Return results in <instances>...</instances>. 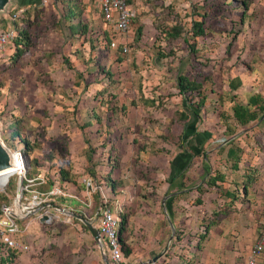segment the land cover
Returning a JSON list of instances; mask_svg holds the SVG:
<instances>
[{
  "label": "rangeland",
  "instance_id": "obj_1",
  "mask_svg": "<svg viewBox=\"0 0 264 264\" xmlns=\"http://www.w3.org/2000/svg\"><path fill=\"white\" fill-rule=\"evenodd\" d=\"M237 2V0H129L128 3L134 11V17L130 23L129 31L122 35V38L114 35L116 45H124L126 48L125 52H119L112 47L106 50L100 46L104 43L102 32L111 33L110 28L101 22L96 0H62V2L53 0L52 5L56 13L59 14L60 9L63 12L69 11L78 19V22L88 27L91 44L87 43L86 48L89 50V45H91L94 59L92 60L93 67L88 71L90 74L86 76L85 73V77L90 79L93 76L96 82L99 81L101 83L90 87L88 94L85 93V96L82 93L77 96L70 85L74 77L73 70L67 71L66 67L63 68L61 66L59 71L53 68L49 69V71L46 69L48 72H45V75L49 77L45 78V80H42V72L44 70L37 73L42 82L50 81L54 77L63 80L65 85H67L68 81L69 86H65L64 91L68 93L69 98H62L63 100L60 98V104L65 103L64 106H70L74 103V106L82 108L88 115L80 117L76 114L75 117L74 113L69 112L72 111L71 109L64 113L60 108L59 110L55 109V107L50 108L58 100L46 97L51 88L44 89L38 84L35 89L32 84L30 85L32 90L35 89L33 91L34 94H31L33 100H25L24 104L26 107L28 104L36 106V115H32V125L35 123L40 124L43 121L45 124H42V126H46V129L39 127L38 130L41 131L29 133V139L35 140L39 148L40 146L46 150L47 147L52 150L55 148L57 154L61 153V157L64 158L63 162L57 160V162L51 164L47 161L43 163L33 162L36 159H33L34 155L30 150L25 158L31 166L29 169L30 175L34 174L38 169H44L48 175H51L54 170H57V167L65 169L68 165L71 167V172H75L74 168L78 167L83 170L85 166H83L82 158L80 155L77 156V152H82L83 149L86 150V154L88 153L95 158L98 165L102 166L109 165L112 160L118 161L117 146L128 147V143L134 142L137 150H140V146L144 148L154 145L164 149V146L158 143L155 137L157 130L162 129L165 125L162 114L180 105L181 97L177 95L174 84L175 76L178 74L184 75L190 80L201 76L207 95L205 103L208 104V110L213 114L229 112L231 106L227 102L229 98L226 96L223 101H220L216 93H220V89L224 87L223 83L230 76L240 73L242 78L248 83L260 82V80L264 79V0L253 1L243 18L241 15L242 8ZM42 4L43 2L41 1L38 5L39 10ZM18 8L24 9L16 1L9 0L6 10L0 13V28L4 29L10 26L12 22L7 19V15H10ZM32 9L29 8V19L30 21H35L38 16H33L34 10ZM249 11H252L253 17L248 14ZM21 14L23 15L24 11ZM192 22L201 25L203 30L201 34H195V32L191 31ZM168 29L178 31L177 37L168 38L165 36L164 32ZM8 47L0 54V72L8 69L11 64L10 50L12 52L13 47ZM115 55L121 60H117ZM97 64L102 66L103 69L110 71L109 83L99 74L101 73L100 71H96ZM65 66L68 67V64L66 63ZM100 86H103L104 90L97 92ZM209 88L213 90L212 94L209 92ZM223 91L225 90H221V92ZM108 93H112L115 98H110L111 96L109 97ZM196 97L193 94L191 100L196 101ZM34 98L39 99L34 100ZM1 108L3 109V106ZM42 108L45 110H42ZM54 109L55 111H53ZM91 109L93 114H90L89 110ZM38 112H40L39 115ZM9 118L10 115L3 119L0 117V137L3 138V133L7 135L6 138L9 137V139L4 141L5 146L7 149H12L13 143L8 135L9 130L7 131L5 128ZM87 118L91 124L81 128V126L85 125H82V123ZM74 121L80 125V131L72 126ZM262 127L261 125L256 128L253 125L243 131L245 135L235 139V144L242 145L244 160L249 158V161L253 162L252 165L243 164L242 159L241 169L250 166L254 169V172L247 175L246 180L251 178L257 181L264 175V158L262 155L264 133L261 130ZM75 133L78 134L75 135ZM82 137H85L88 142H84ZM63 141H67L68 144L65 145ZM83 154L84 152L81 155ZM135 173L138 174L137 172ZM139 174L140 176L144 175L142 172ZM134 178H131L134 183V192L131 189L130 194L128 192V197L130 195L131 199V196L135 193L137 199L139 196L145 198V194L151 193L150 187H154L152 184L154 182L150 180L149 184L146 179L143 181L140 178L142 181L135 186L136 180ZM9 179L10 184L8 183L5 189L6 196L4 195L5 198L7 197L6 200H12L16 188V177L11 176ZM47 187V185L42 186L41 190ZM103 187L107 191V187L104 185ZM255 189L257 190L256 186ZM109 192L108 189L106 193ZM242 196L243 194L239 192V197ZM24 197H28V194L24 193ZM57 198L54 197L53 201H60ZM191 198L189 196L188 199L186 198L187 204H182L184 211L180 213V217L178 216L179 220L185 217L187 211L195 213V208L190 207L191 202L189 201ZM207 198L204 199L201 205V214L202 212L204 213L201 217L202 222H199L200 224H198L196 229L197 237L204 228V224L208 225L205 233L206 237L208 234L210 236L212 232H209L210 224L211 226L217 224L219 229H222V222L226 224L228 222L236 223L237 221L242 223L250 219V224L255 222L257 228L261 227V220L264 217V208L262 207L264 202L262 199H252L253 201L250 205L251 213L246 214L244 211H240L238 213L242 216L238 217V215L226 213L223 207H218L216 197H209L210 200ZM61 200V202H65L63 204L73 203L67 197ZM249 200L247 199L248 202ZM127 204L128 208H130L133 203L129 204L128 202ZM115 205L117 204L115 203ZM58 207L62 208L59 205ZM238 209H241V207L238 206ZM66 210L74 211V209L64 208V211ZM64 211L50 210L52 215L50 221H39L36 217L38 216L37 214L24 218L21 222L19 221L20 232L18 237L21 248L16 251L11 262L6 264H45L42 258L43 254L46 255L48 253L49 257L51 255L54 256L55 252L49 248V243H51L53 236L61 242L62 236L69 239L71 236L76 235L74 230L71 229L73 226L71 222L79 223L85 227L81 221ZM136 216L138 217L139 213ZM146 216L147 218H152L149 212H145L143 218H146ZM82 218L90 223L95 222L94 217L91 215ZM53 223H59V225L55 227V224L52 226ZM243 224L245 225V223ZM247 225L243 226L242 229H238V232H235L237 229L232 228V231H229L231 234L228 233L227 235L226 248L230 247L232 253L235 252L232 254V260H221L222 255L220 256V254H225L227 251L222 252L220 244H218L216 247L219 249L220 259H207L208 261L202 264H237L240 262L243 264L245 249L240 247L241 242L244 241V245L248 243L246 242L248 238L245 231L250 225L248 227ZM84 227H82L83 230L88 233L89 231ZM139 230L133 229L137 234H126L127 240L129 239L131 242L136 243L137 246L140 243H145L150 238L148 233L143 232L142 234ZM221 231H224V229ZM78 232L80 231L77 230ZM217 234L218 232H213L211 237ZM85 235L87 234L85 233ZM192 235L188 233L180 244L189 253L188 259L193 258L192 254H194L196 249L195 240L190 239ZM81 243L88 252L93 250L96 253L99 252L95 243L93 244L95 248L93 245L91 247L89 243L82 241ZM19 254H22V256L18 257ZM125 256L122 253V259ZM157 259L153 263L157 264ZM102 261H100L101 264H112L109 259H102ZM48 263L55 264L56 261L52 262L50 260ZM256 264H264V250Z\"/></svg>",
  "mask_w": 264,
  "mask_h": 264
},
{
  "label": "crops",
  "instance_id": "obj_2",
  "mask_svg": "<svg viewBox=\"0 0 264 264\" xmlns=\"http://www.w3.org/2000/svg\"><path fill=\"white\" fill-rule=\"evenodd\" d=\"M14 1L18 5H21V7L28 8V10L29 8H33L32 10L38 8L41 1L43 4L40 7L39 13L35 16L38 17L28 27L30 40L28 48L11 61L8 69L0 72V108L3 106V109H5H0V117L3 119L10 115L5 128L8 131L10 125L20 129L30 146L27 152L32 151L34 155L33 159H36L35 162L43 163L47 161L50 164L57 162V160L63 162L64 158L61 157L62 154H57L55 148L53 150L49 149L50 147H47V150L42 149L41 146L39 148L35 140L29 139V133L41 131L38 130L39 127L45 130L46 126H42V124H45L43 121L40 124L35 123L32 125V115H36V106L28 104L26 107L24 101L33 100L31 94H34L33 91L40 84L44 89L51 88L46 97L58 99L50 108L55 107L57 110L60 108L64 113L71 109L72 111L69 112L74 113L75 117L76 114L80 117L88 115L82 108L74 106V103L70 106H64L65 103L60 104V98L61 100L65 97L66 99L69 98L68 93L64 91V87L69 86L68 81L67 85H65L63 80L54 77L50 81L42 82L37 73L44 70L42 72V80H45V78L49 77L45 75V72H48L49 69L53 68L59 71L60 66L66 67L67 71H74L72 84L70 83L74 89V93L77 96H80V93L84 94V96L85 93L88 94L87 92L90 87L101 83L99 81L96 82L93 76L90 79L85 77V73L86 76H89L90 73L88 71L93 67L92 60L94 59L91 45H89V50L86 48L87 43L91 44L89 29L83 23L78 22V19L72 13H69V11L63 12L60 9V13H56L52 5L53 0ZM237 1L239 2L240 0ZM253 1L255 0H247V8L241 7L242 18L246 11L249 10ZM58 2H62V0H58ZM248 14L252 15V17L254 15L252 11H249ZM104 33L106 37L104 38V43L100 46L109 50L110 48L105 43L106 40L108 41L107 33L105 31ZM10 53L11 59L13 54L11 50ZM115 56L117 60H121L117 55ZM66 63L68 67L65 66ZM96 71H100L101 73L99 74L108 82L109 76L106 73L109 74L110 71L103 69L98 64L96 65ZM82 77L85 79L81 80ZM192 79L198 83L199 92L203 96V103L201 106H197L198 96L196 97V101L190 99L187 102L177 93L181 97L180 105L162 114L165 125L156 132L155 138L158 143L164 146V149L155 145L144 148L139 145L140 150H137L134 142L128 143L127 148L117 146L118 161L116 160V166L113 168H110L109 165H98L95 158L91 155L89 156L90 165H88L86 150L83 149L82 152H77V156L80 155L82 158L83 166L90 168L93 172L92 176L96 181L106 186L107 190L109 189L110 192L107 193L109 197L108 203L111 206L114 203L118 204L126 218L120 237L129 252L120 262L112 264H146L145 262L148 259L162 251L168 240L167 248L164 254L157 259V264H202L208 261L207 259L219 260L221 255V260L230 261L233 259L232 254L235 252L232 253L230 247L226 248V238L228 233H230L229 231L235 228L237 229L235 232H238V229H242L246 224H248L247 227L250 225L247 231H245L248 238L246 242L248 243L244 245V241L241 242L240 248L245 249L244 255H246L248 248L258 233L259 228L256 227L257 224L255 222H251L250 224V219L242 223L238 221L236 223L228 222V224L222 222L223 225L221 227L224 231H221L222 229H219L217 224L215 226H211L210 224L209 232L212 231L211 235L213 232H218V234L213 237L208 234L207 237L202 238L204 240L198 239L196 229L198 224H200L199 222H202L201 217L204 212L201 214L200 210L204 199L207 197L208 200H210L209 197H216L218 207H223L226 213L238 215V217L242 216L238 213L240 211H244L246 214L251 213L250 205L253 201L252 199H262L264 202V175L262 178L257 179V181L249 178L245 190L242 191V181L247 178L248 174L254 172L252 166L241 169L242 159L243 164L252 165L253 162L249 161V158H245L244 160L242 145L235 144V139L245 135L243 131H246L253 125L256 128L262 125L261 130L264 133V79L260 80V82L248 83L242 78L240 73L230 76L223 83L224 89H220L221 94L216 93L220 101H223L226 96L229 98L227 101L231 104L229 112L217 114H213L207 108L208 104L205 103L207 95L203 87L204 81H202V77L198 76ZM188 80L190 79L188 78ZM31 84L35 88L34 90L31 89ZM80 84L81 86H79ZM102 90H104V87L100 86L97 92H102ZM221 90L225 91L221 92ZM209 92L212 94L213 90L209 88ZM254 94L258 96V103L262 104L263 110L259 111L258 108H254L253 111L256 112L257 118L249 120L246 123H240L234 118L232 108L235 105L246 106L249 97ZM110 98L114 99L115 96ZM37 99L39 98H34V100ZM42 110L45 109L42 108ZM89 111L90 114H93L92 109ZM40 112H38V115ZM180 113L184 114L185 118H178ZM90 124V120L87 118L82 123L83 126L81 128L87 127ZM72 126L80 131V125L76 121L72 122ZM77 134L75 133V135ZM82 140L86 143L88 142L85 137ZM63 142L65 145L68 144L67 141ZM124 148L127 150L125 151ZM83 152L84 154L81 155ZM262 155L264 158V149ZM85 168L83 170H81V167L80 169L79 167L74 168L76 171L71 172L70 165L65 169L57 167L58 171L60 169L67 170L69 175L74 177L75 183L63 178L60 179L61 188L64 189L66 195L62 197L55 196L60 201H53L54 205H59L63 209H74L73 213L79 214L82 217H87V215L92 216L93 211L97 208L95 206L96 201L98 202L96 194L91 196L85 194L81 183V178L86 173ZM140 172L144 175L140 176ZM132 177H135V186L140 184L138 182L142 181L141 179L143 181L147 178L149 181L152 180L154 187H151V193L145 194V198L139 196L140 198L138 197V199L136 194L133 193L130 199L128 192L130 194L131 189L133 190L134 188ZM210 178L213 184L208 185L206 182ZM199 185L202 188L201 190L197 188ZM147 190L150 191L148 188ZM239 192L243 194L242 197H239ZM93 196L94 198H92ZM189 196L192 197L189 201L191 202L190 207L195 208V213L187 211L185 217L179 220L180 213L184 211L182 204L186 203V198L188 199ZM64 197L72 200L73 203L68 202L67 204H63L65 202H61V199ZM127 197L128 199L126 200ZM247 199H250L249 202ZM128 202L129 204L133 203L130 208L127 206ZM238 206L241 209H238ZM262 207L264 208V205ZM145 212H149L152 218H147V216L143 218ZM137 213H139L138 217L136 216ZM71 223L74 226L71 229L74 230L76 235L71 236L69 239L62 236L61 242L53 236L51 243H49V248L55 252V255L49 257L47 251L46 255L42 253L44 263L49 264L50 260L52 262L55 260V264H101L100 261H102L103 257L100 252H98L99 254L94 250L88 252L81 245V241L89 243L90 246L95 243L90 232L87 233L83 230L79 223ZM54 224L56 225L55 227L59 225V223H53L52 226ZM133 229H136V231L140 229L139 232L142 234L143 232L148 233L150 238L145 243H140L137 246L136 243L126 238L127 233L137 234ZM77 230L80 232L77 233ZM188 233L193 234L190 239L195 240L196 247L191 259H188L189 253L187 250L180 246L181 241L187 237ZM218 244H220L221 251H227V253H221L219 256V249L216 247ZM87 253L88 255L86 256ZM21 256L22 254L18 255V257Z\"/></svg>",
  "mask_w": 264,
  "mask_h": 264
},
{
  "label": "built area",
  "instance_id": "obj_3",
  "mask_svg": "<svg viewBox=\"0 0 264 264\" xmlns=\"http://www.w3.org/2000/svg\"><path fill=\"white\" fill-rule=\"evenodd\" d=\"M96 2L101 22L110 28L111 34L105 31L107 33L108 46L116 49L118 45H116L114 35L122 38V35L129 31L134 11L127 0H96ZM23 10V8H18L10 15H7V19L12 23L8 28H0V54L6 48H9L8 46L13 47V39L16 37L13 22L17 20V25L24 27V24L19 22V17L22 16ZM120 48L121 52L126 51L124 45L120 46ZM6 137L7 135L3 133V138L0 137V141L4 143L6 139H9V137ZM11 142L13 143V148L8 149V151L11 156L10 165L13 166V170L8 172L5 182L0 184V193L5 195V189L11 176L16 177V188L12 200L0 204V257H9L10 252L15 254L16 251L20 250L21 245L18 237L20 232L19 221L33 214L38 215L39 221H41L42 215H47L48 219L46 221H50L52 218L50 210L58 211L50 206V204L54 205L53 198L66 195L60 185L58 170H54L51 175H48L46 170L38 169L34 174L30 175L29 169L31 167L25 159V150L21 140L18 136H14ZM107 159L109 160V158ZM48 181L50 184H47ZM81 183L86 195L96 194L98 196V206L92 213L95 222L91 224L97 231L99 242H94L105 259H109L111 263H118L122 260V251L117 234L119 214L122 213V209L118 204L115 205L114 203L111 206L108 203L109 197L104 190L103 184L97 182L92 175L84 174L81 178ZM46 185L48 186L46 189H40V187ZM24 193H27L28 197H24ZM15 197L18 198L17 204L14 203ZM200 232L198 237L204 233V228ZM263 250L264 219L254 241L248 248L243 264H256Z\"/></svg>",
  "mask_w": 264,
  "mask_h": 264
},
{
  "label": "trees",
  "instance_id": "obj_4",
  "mask_svg": "<svg viewBox=\"0 0 264 264\" xmlns=\"http://www.w3.org/2000/svg\"><path fill=\"white\" fill-rule=\"evenodd\" d=\"M127 1H129V0H127ZM238 3L240 4V6L242 8H244V9L247 8V0H240ZM23 11H24V14L23 15L21 14L22 16L19 17V22L23 23L24 27L18 26L17 25V23H18L17 20L13 22V24L15 25L16 37L13 39V52H12L13 54H12L11 61H13L19 55H21L28 48V46L30 44L29 35H28V27L31 24V22H33V20L30 21V19H29V14L30 13H29L28 8H24ZM38 13H39V9L38 8L34 9L33 16L35 17L36 14H38ZM191 31L195 32V34H201L203 30H202L201 25L199 23L192 22L191 23ZM164 34L168 38H175L178 35V31L168 29L167 31L164 32ZM103 37L104 38L106 37L104 31H103ZM184 40H186V39H184ZM105 43L108 46V41L107 40H106ZM118 47H120V45H118ZM115 51H119L120 52V48L115 49ZM106 74L109 76L108 78H110V75H109L110 73L109 74L106 73ZM174 84H175V88L177 90V93H179L184 98L185 101H187V102L190 101L191 96H193V92H195L194 95L198 96V101H197L198 104H197V106H201L202 105L203 96L200 94L198 83L195 82L194 79L188 80V78L186 76L178 74L177 76H175V83ZM108 94H109V96L113 97L112 93H108ZM257 98H258V96L256 94H254V95L249 97L246 106H241V105L233 106L232 111H233L234 118H236L240 123H246L249 120H255L257 117H256V112H254L253 109L254 108H258L259 111L263 110V106H262V104L258 103ZM178 118H180V119L182 118L183 119V118H185V115L180 113V115H178ZM8 128H9L8 134L10 136V140L14 136H18V138L21 140V142H22V144L24 146L25 155H26L27 154V150L29 149L30 146L27 143L25 135L20 131V129L18 127L14 128V127L9 125ZM89 156L90 155L87 153L86 154V161H87L88 165H90V157ZM33 162H35V161H33ZM109 166H110V168L115 167L116 166V160H112V162L109 164ZM233 166H235V165H233ZM85 169H86V173H88L90 175H93V172L90 170V168L86 167ZM58 173H59L60 179L63 178V179L68 180V181H70L72 183H75L74 182L75 181L74 177L70 176L67 170H61L60 169L58 171ZM247 180L245 178V180L242 181L243 182V185H242V188H241L242 191L245 190V186H246L245 183L249 182V179H247ZM148 181H149V179L147 178L146 182L148 183ZM47 184H50V182L48 181ZM206 184H208V185L209 184H213L211 178L206 182ZM110 187L112 188V186H110ZM197 188H198V190L202 189L200 185ZM2 198H3V200H1ZM3 201L4 202L5 201L9 202V200H6V198L4 197V194L0 193V204ZM97 203L98 202L96 201V205L95 206H98ZM125 222H126L125 215L123 213H120L119 214V225H118V233L117 234H118V240H119V243H120L121 251H122V253L124 255H127L129 251H128V249L125 248L123 240L120 237V233H121V230L124 228L123 226H124ZM204 225H205L204 226V233L199 237V239H202L205 236V233H206L208 225H206V224H204ZM82 227H84V226L82 225ZM174 235H176V234L174 233ZM14 256H15V254H13V252H10L9 253V257H0V264H5L6 262H11V258L14 257Z\"/></svg>",
  "mask_w": 264,
  "mask_h": 264
},
{
  "label": "water",
  "instance_id": "obj_5",
  "mask_svg": "<svg viewBox=\"0 0 264 264\" xmlns=\"http://www.w3.org/2000/svg\"><path fill=\"white\" fill-rule=\"evenodd\" d=\"M8 3H9V0H0V13L3 12L4 10H6V7H7ZM10 158H11V156H10V153H9L8 149L5 146V143H2L0 141V170H3L4 168H7V167L11 166L10 165ZM17 202H18V198L15 197L14 203L17 204ZM50 206L52 208H56L58 211H62V212L64 211V209H61L60 207H58L56 205L50 204ZM64 212L72 215L73 217H75L79 221H81L85 225V227L87 228V230L90 232L93 240L95 242H97V243L99 242L98 235H97V231H96L95 227L89 221H87L86 219L82 218L81 215L74 214L73 212H70L69 210H66ZM47 219H48V216L47 215H42L41 218H40L41 221H46ZM170 237H171V235H170ZM170 237H169V239H170ZM168 242H169V240H168ZM168 242H167L166 246L162 249V251L160 253L154 255L152 258L148 259L145 263L146 264H151L160 255H162L163 252H165V250L167 248ZM101 255H102L103 259L105 260L104 255L103 254H101Z\"/></svg>",
  "mask_w": 264,
  "mask_h": 264
},
{
  "label": "bare ground",
  "instance_id": "obj_6",
  "mask_svg": "<svg viewBox=\"0 0 264 264\" xmlns=\"http://www.w3.org/2000/svg\"><path fill=\"white\" fill-rule=\"evenodd\" d=\"M11 170H13V166H9L7 168H4L3 170H0V184H3L5 182V178L7 177L8 175V172H10ZM32 173V172H31ZM11 178V177H10ZM10 181V179H9ZM10 184V182H8ZM41 189V187H40ZM11 190V189H10ZM107 190V189H106ZM108 191V190H107ZM106 191V192H107ZM13 192V191H12ZM5 197V196H4ZM7 198V197H6ZM94 198V196L92 197ZM91 198V199H92ZM9 199V198H8ZM85 201V200H84ZM4 202V201H3ZM6 202V201H5ZM110 202V201H109ZM94 209V208H93ZM90 213V212H89ZM30 217V216H29ZM37 217V216H36ZM35 218V217H34ZM21 222V221H20ZM25 223V222H24ZM21 235V234H20Z\"/></svg>",
  "mask_w": 264,
  "mask_h": 264
}]
</instances>
